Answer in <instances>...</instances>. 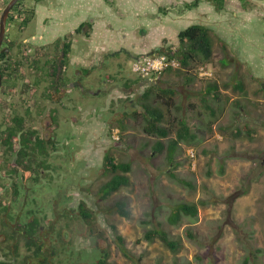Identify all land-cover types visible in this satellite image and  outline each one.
<instances>
[{"label": "rangeland", "instance_id": "1", "mask_svg": "<svg viewBox=\"0 0 264 264\" xmlns=\"http://www.w3.org/2000/svg\"><path fill=\"white\" fill-rule=\"evenodd\" d=\"M192 1L49 0L51 6L44 12L38 7L37 20L43 25L52 24L54 31L56 27L60 33L73 31L79 23H85L83 29L89 33L86 39L76 35L69 70V80L78 84L69 90L72 107L68 115H79L78 106L86 104L82 118L85 125L81 128L79 123L74 127L71 121L61 122L63 127L55 130L59 136L55 148L65 151L53 153L47 161L55 166L66 165V173L46 171L43 181L38 182L40 186L29 181L36 191L29 199L24 198L32 207L44 203L38 210L52 205L59 196L62 205L75 199V214L83 205L91 212V219L88 225L78 216L69 228L70 239L65 245L54 237L47 239L51 256L44 261L43 254L35 256L29 264H97L104 251L108 252L106 264H134L121 252L113 225L124 236L130 252L142 258V264H245L247 256L249 264H264V144L262 139L258 144L247 143L252 142L248 127L264 123V102L255 96L237 98L240 88L233 77L236 56L226 53L232 45L223 47L221 41H226L229 33H238L237 13L242 10L238 2L233 6L229 0L223 11L212 16L211 2L203 0L191 12L187 3ZM24 3L32 4L30 0ZM215 16L223 19L216 27ZM197 21L216 29L209 62H197L182 75L170 70L162 77L155 74L146 78L134 70L137 56L157 53V47L178 46L176 31ZM99 28L107 30L108 41L96 49L94 43H101L105 34L100 37ZM124 28L131 32L132 45L126 43ZM140 43L150 50L138 54ZM225 55L229 67L219 63ZM199 65H204L211 78L200 75ZM214 81L221 95L212 97L207 91ZM148 88L153 92L151 101L160 104L165 124L171 127L170 135L161 139V151L155 150L159 137L144 130L143 93ZM168 88L176 90L172 98L165 94L157 98L161 89ZM120 121L126 124L125 131H121ZM183 122L189 134L177 147L174 161L179 164L174 166L168 159V145ZM192 149L195 156L190 153ZM107 154L130 163L131 169L126 172L130 183L103 199L99 188L112 177L105 164ZM118 200L126 202L129 217L117 211ZM182 202L196 204L198 213L183 215L177 225H172L168 216ZM21 220L20 216V224ZM42 224L46 230V222ZM158 226L179 241L176 252L158 237L152 241L145 238L148 229ZM26 249L23 241L19 250L24 254L22 258ZM10 253L4 259L15 257L13 250Z\"/></svg>", "mask_w": 264, "mask_h": 264}, {"label": "flooded vegetation", "instance_id": "2", "mask_svg": "<svg viewBox=\"0 0 264 264\" xmlns=\"http://www.w3.org/2000/svg\"><path fill=\"white\" fill-rule=\"evenodd\" d=\"M10 1L0 0V19ZM30 1L32 4L27 5L18 0L11 9L0 44V241L6 242V245L0 242V264H16L19 258L20 264H29L30 258H40L41 254L44 261L52 252L47 239L54 237L65 245L73 220H79L80 216L90 225L91 219V212L86 215L83 205L78 206L75 214V199L62 205L59 196L58 200L53 198L52 205L38 210L44 203L33 208L24 198L29 199L36 191L31 185L40 186L38 182L43 181L46 171L66 173V165H51L47 159L51 160L53 153L65 151L55 148L59 139L55 130L63 127L61 122L71 121L74 127L79 123L81 128L85 125L82 118L86 104L78 106L79 115H68L72 107L69 90L78 84L71 83L69 70L76 35L86 39L89 34L83 23L64 33L57 27L54 31L52 24L39 23L38 7L44 12L51 6L47 4L49 0ZM42 221L47 224L46 230ZM23 241L27 254L22 258L24 254L19 250ZM36 245L40 246L37 250L40 253L35 255L33 251L32 256ZM10 250L15 254L11 261L4 259L10 256Z\"/></svg>", "mask_w": 264, "mask_h": 264}, {"label": "trees", "instance_id": "3", "mask_svg": "<svg viewBox=\"0 0 264 264\" xmlns=\"http://www.w3.org/2000/svg\"><path fill=\"white\" fill-rule=\"evenodd\" d=\"M203 0H193L192 2L187 3L188 9H196L200 6ZM213 4L214 9L211 12L212 14H217L220 11L225 9L226 4L229 0H206ZM216 10V11H215ZM164 11V10H163ZM216 23H218L216 21ZM215 23V24H216ZM215 28L210 26L208 23L203 21H197L190 23L185 27H181L176 31V37L178 38L179 45L176 47H172V45H168L167 48L160 47L157 49L158 54L166 53L171 58H176L181 62V68L174 69L178 74H182L184 69H189L198 62V64L204 63L207 60H210L213 55V36H215ZM222 41V40H221ZM223 42V41H222ZM189 81L193 80L192 76L188 77ZM162 93L157 95L158 97H162L164 94L172 98L176 93V90L173 88L161 89ZM151 88H148L144 91L143 97L145 98V102L143 103V116L145 118V126L144 130L148 132L150 135H154L159 137L158 141L155 144V150L161 151L164 148V144L161 142L162 138H166L171 133V127L165 124V112L161 108L158 102L153 103L151 101ZM208 93H211L212 97L221 95L218 84H212L208 86ZM153 93V92H152ZM156 101L157 99L154 98ZM183 126L177 132V137L172 139V141L168 145L169 153L168 159L174 166H177L179 163L175 162L174 158L177 152V147L182 140H186V137L189 134V127L183 122ZM121 131H125L127 126L123 121H120ZM194 137V135H193ZM105 164L109 171L112 173V177L107 180L100 188L99 192L103 199L108 198L110 195L118 191L121 187L127 186L130 183V177L126 174L131 169V165L129 162H121L116 159L115 156L107 154L105 156ZM224 170V167L222 168ZM171 175H175L171 173ZM235 198V196H234ZM117 211L124 217H129L131 211L126 207V202L123 200H118L116 203ZM83 212L89 216L88 210H83ZM198 207L196 204L182 202L179 203L170 215L168 216L169 223L172 225H177L181 220L182 216L189 215H197ZM114 233L116 234V239L118 242V246L123 253L124 256L129 258L134 264H142V258L136 257L134 254L130 252L128 247L126 246V241L123 235L119 234L116 226H112ZM189 235L193 237L192 233L189 232ZM156 237L160 238L161 241L170 248L173 252H176L179 248V241L174 239L171 234L165 230L163 227H153L148 229L145 233V238L149 241L154 240ZM37 248L33 251L35 255H38L40 252L37 251L40 246L36 245ZM37 251V252H36ZM253 253V252H251ZM108 257V252L104 251L97 262V264H106ZM249 256L245 258V264H249ZM4 264V263H1Z\"/></svg>", "mask_w": 264, "mask_h": 264}, {"label": "crops", "instance_id": "4", "mask_svg": "<svg viewBox=\"0 0 264 264\" xmlns=\"http://www.w3.org/2000/svg\"><path fill=\"white\" fill-rule=\"evenodd\" d=\"M236 2L239 3V8L242 10V13H237L240 16V22L236 24L238 33L233 32L232 34L234 35H231V33H229V36L226 41H224V39H221L223 41L222 45L223 47H226L227 43L232 45L230 47H227L225 52H231L232 54L234 53V56H236L233 57L234 62H237L236 70L233 73V77L235 79L234 83H236L237 88H240V90H238V92L240 93L237 95V98H241L243 97V95H247V97L252 98L255 96L257 97V101L264 102V0H232L231 4H233L234 6V3ZM192 10L193 9H190L191 12ZM212 16H214V14H212ZM204 17L207 16L205 15ZM214 19L215 22H218L213 25L214 27H216V25L220 23V20H223H219L218 18H216V16L214 17ZM83 25H85V23H83ZM129 29H133V26L129 25ZM129 29L124 28L122 32L127 31L128 38L126 43L128 45H132L134 39L131 35V32H128ZM133 30H135V28ZM99 31H101L100 37L104 33L105 34L100 39L101 43H94V47L96 49L106 46V42L108 41L107 30L99 28ZM139 48L136 50L138 54L142 53L144 50H150V48H147L146 45L143 46V44H141ZM142 56L143 55H140V57ZM140 57L137 56L136 59ZM228 58L225 55L219 59V63L221 64V66L229 67L230 63ZM209 61L210 60H207V62ZM222 61L227 62L223 64ZM201 66L204 65H199V67ZM182 70H184L182 74H186V70L188 69L182 68ZM158 76L162 77L160 75ZM189 76H187V78ZM237 77L240 78L241 82L238 80ZM214 83L218 84L216 81H214ZM214 83L210 82L208 86ZM259 111L262 112L261 109H259ZM248 128L249 129L247 133L248 136L252 138V142L249 141L247 143L258 144L257 141L259 139H262V143L264 144V123H260L258 125L255 124V126L250 125V127Z\"/></svg>", "mask_w": 264, "mask_h": 264}, {"label": "built area", "instance_id": "5", "mask_svg": "<svg viewBox=\"0 0 264 264\" xmlns=\"http://www.w3.org/2000/svg\"><path fill=\"white\" fill-rule=\"evenodd\" d=\"M180 60L171 58L167 54H152L144 55L138 58L134 65V70L138 72L142 77H150L153 74H160L169 69L181 68ZM199 73L201 76H212L209 71L204 70V67H199ZM119 138V136H115ZM191 155L194 156V151L191 150Z\"/></svg>", "mask_w": 264, "mask_h": 264}, {"label": "water", "instance_id": "6", "mask_svg": "<svg viewBox=\"0 0 264 264\" xmlns=\"http://www.w3.org/2000/svg\"><path fill=\"white\" fill-rule=\"evenodd\" d=\"M17 1L18 0H11L1 15V19H0V44H1V42L5 36V33H6L8 16L10 14L11 9L14 7V5L17 3Z\"/></svg>", "mask_w": 264, "mask_h": 264}, {"label": "clouds", "instance_id": "7", "mask_svg": "<svg viewBox=\"0 0 264 264\" xmlns=\"http://www.w3.org/2000/svg\"><path fill=\"white\" fill-rule=\"evenodd\" d=\"M152 54H158V53H156V52H152V53H146V54H144V55H152ZM161 54V53H160ZM162 54H166V53H162ZM143 55V56H144ZM170 70H173V69H169V70H166V71H164L163 73H165V72H167V71H170ZM163 73H160V74H157V75H160V76H162V74ZM153 75H155V74H153ZM153 75H151L149 78H151ZM211 77V76H210ZM193 150V149H192ZM194 151V150H193ZM195 153V152H194ZM194 156H195V154H194Z\"/></svg>", "mask_w": 264, "mask_h": 264}]
</instances>
